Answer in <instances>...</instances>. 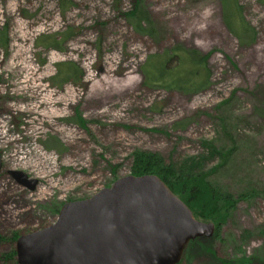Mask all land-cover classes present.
Returning a JSON list of instances; mask_svg holds the SVG:
<instances>
[{"label": "rangeland", "instance_id": "obj_1", "mask_svg": "<svg viewBox=\"0 0 264 264\" xmlns=\"http://www.w3.org/2000/svg\"><path fill=\"white\" fill-rule=\"evenodd\" d=\"M135 2L66 0L62 13L59 0H0L9 40L0 47V256L15 251L14 235L53 224L65 203L131 175L138 151L209 172L232 200L257 191L237 200L210 239L219 262L264 264V0H236L253 33L244 44L224 24V0H143L153 36L124 16ZM225 23L240 20L230 12ZM55 33L71 36L61 51L35 48ZM174 48L211 54L202 91L143 84L146 58ZM66 61L84 72L83 85H51ZM10 172L38 185L29 191ZM190 248L182 264H193Z\"/></svg>", "mask_w": 264, "mask_h": 264}, {"label": "water", "instance_id": "obj_2", "mask_svg": "<svg viewBox=\"0 0 264 264\" xmlns=\"http://www.w3.org/2000/svg\"><path fill=\"white\" fill-rule=\"evenodd\" d=\"M9 174L29 191L38 185L21 172ZM214 230L157 176L128 175L65 203L50 226L19 236L16 264H179L191 241L210 239Z\"/></svg>", "mask_w": 264, "mask_h": 264}, {"label": "trees", "instance_id": "obj_3", "mask_svg": "<svg viewBox=\"0 0 264 264\" xmlns=\"http://www.w3.org/2000/svg\"><path fill=\"white\" fill-rule=\"evenodd\" d=\"M143 0H136L132 11L127 12L124 16L131 23L135 31L153 36L154 32L149 23L147 13L143 9ZM226 5L225 12L228 15L237 14L240 25L234 27L231 24H224L228 31L234 37L244 44L246 40L253 38L250 28L241 17L239 7L236 0H224ZM62 13H65L66 0H59ZM71 36L66 37V34H45L40 35L35 39V48L48 51L50 49L61 51L62 47ZM9 46L7 27L0 29V47L7 51ZM211 54H202L195 49L181 51L174 48L166 50L162 54H155L146 58L142 65V75L144 78L143 84H152L155 87L163 89L167 92L175 91L185 95H193L202 91L209 84L210 73L207 68ZM44 61H42V64ZM171 63H174L170 66ZM84 72L79 66L71 61L62 62L56 65V73L49 81L51 85L63 87L66 84L83 85ZM223 105L226 102L222 103ZM82 124V120L79 119ZM228 154L223 155L225 159ZM131 175L135 177L144 175H155L161 179L170 191L176 195L191 211L193 217L204 223H212L215 229H219L220 225L226 220L229 212L236 206L237 200H247L252 196V192L257 194V191L239 196L237 200H232V196L223 193L217 189L209 181V172L194 173L191 170L175 165H163L161 158L153 153L135 151L132 154ZM115 181V180H114ZM217 232V231H216ZM17 236L14 235L11 243H15ZM1 239V237H0ZM190 251L186 253V258L191 257L202 259L207 257L208 264H231L228 261L222 260L219 262L212 250L211 239L197 238L189 244ZM199 256V257H198ZM204 256V258H203ZM16 254L11 248L10 252L0 256V264H16ZM183 259V258H182ZM179 262L182 264L183 261ZM239 264H249L245 261Z\"/></svg>", "mask_w": 264, "mask_h": 264}]
</instances>
